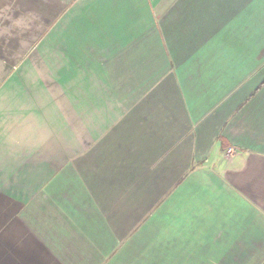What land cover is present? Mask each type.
<instances>
[{"label": "crops", "instance_id": "0c3cea01", "mask_svg": "<svg viewBox=\"0 0 264 264\" xmlns=\"http://www.w3.org/2000/svg\"><path fill=\"white\" fill-rule=\"evenodd\" d=\"M3 103L0 264H264V0H0Z\"/></svg>", "mask_w": 264, "mask_h": 264}, {"label": "rangeland", "instance_id": "374dc122", "mask_svg": "<svg viewBox=\"0 0 264 264\" xmlns=\"http://www.w3.org/2000/svg\"><path fill=\"white\" fill-rule=\"evenodd\" d=\"M4 104V103H3ZM27 104L28 103H26V102H22V106H23V108H22V110H23V112H24V110H26V106H27ZM13 105V103H11L10 105H8V103L7 104H4V105H2V104H0V109L1 110H7L8 109V106H10V108H11V106ZM40 136H42V135H40ZM33 152H31V154H32ZM55 153V161H59V162H63L64 160H65V153H64V151L63 150H61V151H56V152H54ZM29 154V153H28ZM33 156H35V154H33ZM39 156H41V153H39Z\"/></svg>", "mask_w": 264, "mask_h": 264}]
</instances>
